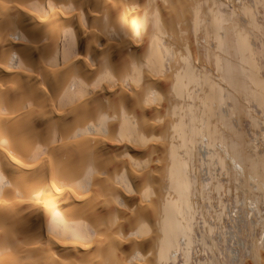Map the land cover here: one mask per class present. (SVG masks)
<instances>
[{"label":"bare ground","instance_id":"6f19581e","mask_svg":"<svg viewBox=\"0 0 264 264\" xmlns=\"http://www.w3.org/2000/svg\"><path fill=\"white\" fill-rule=\"evenodd\" d=\"M0 264H264V0H0Z\"/></svg>","mask_w":264,"mask_h":264}]
</instances>
